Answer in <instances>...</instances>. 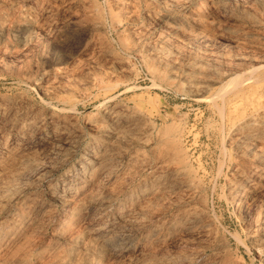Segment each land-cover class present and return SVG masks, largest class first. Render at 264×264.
I'll return each instance as SVG.
<instances>
[{
    "label": "rangeland",
    "instance_id": "rangeland-1",
    "mask_svg": "<svg viewBox=\"0 0 264 264\" xmlns=\"http://www.w3.org/2000/svg\"><path fill=\"white\" fill-rule=\"evenodd\" d=\"M0 264H264V0H0Z\"/></svg>",
    "mask_w": 264,
    "mask_h": 264
}]
</instances>
